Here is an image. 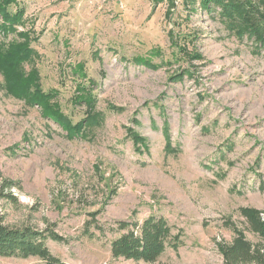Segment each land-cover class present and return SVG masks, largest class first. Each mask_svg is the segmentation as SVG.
<instances>
[{"label":"rangeland","instance_id":"1","mask_svg":"<svg viewBox=\"0 0 264 264\" xmlns=\"http://www.w3.org/2000/svg\"><path fill=\"white\" fill-rule=\"evenodd\" d=\"M0 5L21 12L0 46L28 41L30 90L49 94L72 125L96 116L69 136L12 92L0 67V182L17 183L4 190L14 200L0 194L6 224L52 229L60 239L46 245L67 264H223L218 244L232 226L259 240L239 211L264 215V48L253 37L198 0ZM87 93L90 111L78 97ZM149 214L180 229L182 244L154 262L114 257L115 221Z\"/></svg>","mask_w":264,"mask_h":264},{"label":"trees","instance_id":"2","mask_svg":"<svg viewBox=\"0 0 264 264\" xmlns=\"http://www.w3.org/2000/svg\"><path fill=\"white\" fill-rule=\"evenodd\" d=\"M263 2L264 0H198L201 8L209 10L212 5L219 7L218 15L226 27L236 30L239 35L249 34V37L255 39L256 45L259 43L262 48L264 13L260 10V4ZM0 15L4 21L0 24V29L6 31L17 24L21 12L12 15L0 5ZM30 53L27 40L11 44L8 50L0 46V67L9 77L11 91L18 96H25L31 104L40 105L44 114L58 122L69 136L79 132L85 123L94 122L96 116L90 112L85 119L72 125L56 104L48 102L49 94H44L37 88L35 91L30 90L33 77L24 75L21 69L22 61L27 59ZM143 63L150 64L148 60ZM78 97L87 103L90 111L93 107L90 94H80ZM133 138L136 142L141 141L137 134H133ZM15 186L17 183L14 181L2 180L0 194L8 200H14V194L4 190ZM239 211L248 229L256 234L259 240L251 242L242 230L232 226L234 236L231 241L218 244L223 264H264V215L260 210L248 206L240 207ZM113 229L119 232L110 241V251L114 257L154 262L167 247L177 249L182 244V231L174 230L162 215L149 214L140 221L135 218L117 220ZM48 237L53 240L60 239L50 228L38 230L29 225L10 226L4 222V216L0 213V256H36L41 264H67L50 252L45 242Z\"/></svg>","mask_w":264,"mask_h":264}]
</instances>
